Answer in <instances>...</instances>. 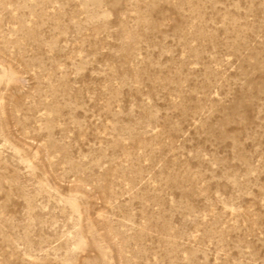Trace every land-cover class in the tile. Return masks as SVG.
Listing matches in <instances>:
<instances>
[{
  "label": "rangeland",
  "instance_id": "rangeland-1",
  "mask_svg": "<svg viewBox=\"0 0 264 264\" xmlns=\"http://www.w3.org/2000/svg\"><path fill=\"white\" fill-rule=\"evenodd\" d=\"M0 264H264V0H0Z\"/></svg>",
  "mask_w": 264,
  "mask_h": 264
}]
</instances>
